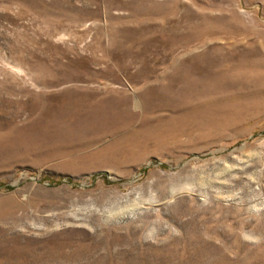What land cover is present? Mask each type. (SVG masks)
<instances>
[{
	"label": "rangeland",
	"instance_id": "374dc122",
	"mask_svg": "<svg viewBox=\"0 0 264 264\" xmlns=\"http://www.w3.org/2000/svg\"><path fill=\"white\" fill-rule=\"evenodd\" d=\"M0 264H264V0H0Z\"/></svg>",
	"mask_w": 264,
	"mask_h": 264
}]
</instances>
